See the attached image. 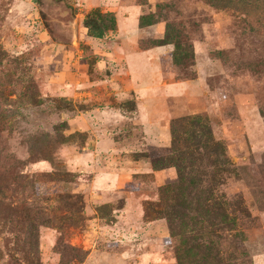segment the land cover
Segmentation results:
<instances>
[{
	"label": "rangeland",
	"instance_id": "obj_1",
	"mask_svg": "<svg viewBox=\"0 0 264 264\" xmlns=\"http://www.w3.org/2000/svg\"><path fill=\"white\" fill-rule=\"evenodd\" d=\"M232 263L264 264V0H0V264Z\"/></svg>",
	"mask_w": 264,
	"mask_h": 264
},
{
	"label": "trees",
	"instance_id": "obj_2",
	"mask_svg": "<svg viewBox=\"0 0 264 264\" xmlns=\"http://www.w3.org/2000/svg\"><path fill=\"white\" fill-rule=\"evenodd\" d=\"M85 26L88 30V33L96 38H104L109 32H114L116 30L117 21L113 13L106 12L103 13L101 11H93L90 12L86 18H85ZM149 158L151 159L152 164L157 169H162L170 166H176L178 168V171L181 172L182 170V159L177 158L176 161L171 164L165 162L164 164H159L161 160L165 158V156L155 157L150 154ZM173 212V211H172ZM170 225H172L173 230V222L175 221V218H169ZM234 264V263H232ZM240 264V263H235Z\"/></svg>",
	"mask_w": 264,
	"mask_h": 264
},
{
	"label": "crops",
	"instance_id": "obj_3",
	"mask_svg": "<svg viewBox=\"0 0 264 264\" xmlns=\"http://www.w3.org/2000/svg\"><path fill=\"white\" fill-rule=\"evenodd\" d=\"M184 86H185V84L183 82H175V83H172V86H170L169 88L181 89Z\"/></svg>",
	"mask_w": 264,
	"mask_h": 264
}]
</instances>
